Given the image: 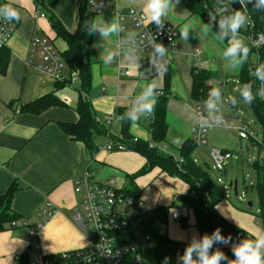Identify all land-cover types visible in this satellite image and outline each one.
Returning a JSON list of instances; mask_svg holds the SVG:
<instances>
[{"label":"crops","instance_id":"0c3cea01","mask_svg":"<svg viewBox=\"0 0 264 264\" xmlns=\"http://www.w3.org/2000/svg\"><path fill=\"white\" fill-rule=\"evenodd\" d=\"M2 3L15 8L19 12V20L5 46L9 51L6 71L0 74V196L10 192L11 213L34 224L41 222L38 215L42 210L55 212L37 230L32 254L28 255L32 242L28 238L31 228L7 226L0 232V264H33V257L41 260L45 256L89 248L90 237L82 235L71 222L77 201L74 184L86 171L99 183L112 181L118 189H134L146 210L163 214L153 227L156 224L163 226L165 233L156 231L168 240L191 246L205 236L211 237L197 229L194 211L176 201L178 197H186L189 191V186L180 177L168 175L157 167L141 173L146 160L140 154L129 150H104L108 143L120 144L128 138L148 146L153 144L149 129V119L153 120L151 115L137 114L136 122L129 121L126 137L121 123L122 116L136 106V98L143 88L154 84V92H162V96H156L154 109L159 98L165 99L166 132L159 147L179 160L178 150L191 139L199 122L196 103L191 95L193 71L189 54L195 49L200 50L198 72L209 75V82L217 80L220 87L226 85L227 78L238 77L241 71V64L233 68L230 58L224 56L228 46L204 23L203 17L192 13L181 2L173 4L161 21L177 28L178 37L174 50L165 57L136 56L127 51L119 54V33L104 38L98 31H92L91 44L82 46L91 71L86 99L101 134H93V150L89 151L84 143L66 135L60 128V123H75L77 120L75 107L80 94L76 72L70 73L63 63V80L56 82L49 74L36 69L35 66L40 65L37 59L34 61L36 65L26 64L30 39L36 28L40 35L50 40L59 56L65 51L64 42L56 38L48 18L53 16L66 32L73 33L78 0H41V5H36L34 0H2ZM143 6L144 0H115V7L121 10L134 9L143 13ZM37 10L46 17L34 19ZM98 19L104 24L118 23L113 15L93 16L92 23ZM186 25L190 26L189 34L183 39L180 32ZM203 26L208 28L206 34L202 32ZM107 52L113 53L110 64L103 62ZM140 59H148L146 73L140 74L138 67L130 73V62L138 65ZM160 65L166 67L163 74ZM124 71L130 75H122ZM46 94L63 99L66 106H52L39 114L22 110L24 105ZM173 138L182 140L179 147L172 143ZM230 183L232 188L236 183L237 190V182L232 181L228 185ZM228 194L225 193L226 199L221 200L214 210L221 220L243 229L247 235L250 228L245 227L241 220L248 223L251 218L232 208L226 201ZM248 205L252 207L250 203ZM175 211L179 215L176 220L171 218ZM254 217L259 224L257 216ZM250 232L254 233L253 230ZM237 246L224 244L223 247L233 252ZM214 247L215 241L209 249Z\"/></svg>","mask_w":264,"mask_h":264},{"label":"built area","instance_id":"2783aa9c","mask_svg":"<svg viewBox=\"0 0 264 264\" xmlns=\"http://www.w3.org/2000/svg\"><path fill=\"white\" fill-rule=\"evenodd\" d=\"M254 1V0H253ZM245 0H212L209 4H203L205 24H219L222 18L231 15L234 10L233 4L240 7L238 11L245 13L248 17V22L240 29L238 35L244 39L246 45L253 49L255 53L259 52L264 46V31H257L255 24L247 9L249 3ZM0 0V5H2ZM87 7L93 16L113 15L121 25L119 39L117 43V52L119 54L125 51L132 55H150L154 56V45L160 44L164 46L166 53L170 54L174 50V44L178 37V30L171 24L162 21L159 28L155 24L148 23L143 18V13L134 9L121 10L115 7V0H88ZM45 14L38 10L34 13V19L45 18ZM17 21L4 22L0 20V50L5 48L7 41L12 36L17 28ZM129 26V27H128ZM231 35L229 36L226 45L229 46ZM201 52L195 49L189 54V59L192 61V71L198 73V65L200 63ZM35 59L40 61L39 66H35L37 70L45 72L56 81L63 80L64 64L59 54L54 49L50 40L43 35H40L38 28L35 29L28 47L27 65L34 64ZM258 63L252 65L249 69L251 77L255 78V70L258 68ZM124 76H129L128 71L122 73ZM257 79V77L255 78ZM206 91L203 98L196 103L195 110L198 115L199 122L192 131L191 139L197 147H205V134L213 127H224L226 124L215 126L212 119L209 117V110L206 107V101L209 98L211 83L206 82ZM257 97L264 107V83L258 80L256 86ZM236 90V88H235ZM156 96H162V92H156ZM62 101H64L62 99ZM65 102V101H64ZM203 120L208 121V125L202 123ZM151 121V119H149ZM230 126L233 122L228 123ZM261 132V130H260ZM239 139L245 140L253 138L245 128L237 129ZM136 140H133L135 142ZM263 146L260 141L257 142ZM150 148L155 147L153 144ZM163 152L162 147L157 148ZM104 150L108 152H122L125 147L121 144L108 143ZM209 158L211 162V170L215 172V182L225 191L226 194L232 193L233 188L231 183L228 185L223 182V172L229 160L233 159V155L229 151L219 150L216 148L209 149ZM236 159V158H234ZM253 180V179H252ZM251 180V184L253 181ZM73 192L77 197L76 204L71 216V222L82 235L90 234V246L86 250L74 251L70 253L59 254L62 260L70 261L76 264H143L138 252L139 249L134 243L124 242L123 234L126 229H131L135 224L141 229L143 242L146 245L153 244L149 233V222L153 219L154 213L146 210L138 197L128 196L121 189H118L112 181L99 183L94 180V176L86 171L79 179L75 181ZM193 195V191L189 193ZM237 196V194H236ZM245 197V194L243 195ZM242 196H238L240 200ZM55 211L46 212L42 210L38 216L41 217L39 224H34L29 219H17L9 224L11 228H26L30 229L28 237L32 242L28 251L31 254V249L35 248V237L37 230L41 227L50 214ZM177 211L171 214V218L178 219ZM192 255H196L194 251ZM33 264H44L38 258L33 257ZM46 264V262H45ZM159 264H167L165 259Z\"/></svg>","mask_w":264,"mask_h":264},{"label":"trees","instance_id":"16d2710c","mask_svg":"<svg viewBox=\"0 0 264 264\" xmlns=\"http://www.w3.org/2000/svg\"><path fill=\"white\" fill-rule=\"evenodd\" d=\"M87 1L88 0H78L76 29L73 33L66 32L53 16H50L48 19L56 38L62 40L66 46L65 51L60 54L61 59L70 73L76 72L79 82L80 97L75 107L77 120L75 123H60V128L66 135L84 143L89 151H92V136L94 133L101 134V131L97 127L94 114L86 99L90 88L91 71L90 63L82 53V46L90 45L92 42V31L89 30V26L93 20V14L88 10ZM207 1L209 2V0ZM34 2L36 5H41V0H34ZM180 2L192 13L198 14L200 17L204 16L203 4L206 3V0H180ZM249 13L255 24V29L257 31H264V10L253 9L249 11ZM218 25L219 24H210L209 26L219 38L221 30ZM230 35V33L224 35L221 40L226 43ZM248 48V57L241 64V71L237 78L239 79L241 87L245 84L251 85L254 98L250 106L255 117L254 120L261 130V143L263 146L260 145V143H255L258 150L257 162L252 165L255 173L252 176L253 183L250 185L249 190L255 191L256 193L260 208L257 219L259 225L264 229V107L257 97L256 86L259 79H255L256 77L253 78L249 74V69L253 65L251 63L252 55L257 60L259 67L264 65V46L257 53L250 47ZM8 60L9 51L7 48H3L0 50V74L2 75L6 71ZM147 67L148 59H140L138 62V71L140 74H145ZM210 78L209 75L203 74L202 72L196 74L194 72L192 73L191 95L195 103L203 98L206 91V82H208ZM63 82H65V80ZM165 87H167L166 83ZM52 106L65 107L66 103L57 99L54 94H46L24 105L22 110L31 114H39ZM151 116L153 120L150 121L149 129L151 142L155 147L150 148L147 143L138 141L133 142V140H129V138L126 139V141L120 142V144H122L126 150L134 151L144 157L146 163L141 173H145L149 168L157 167L168 175L180 177L189 186L188 195L184 198L178 197L176 201L178 200L180 206L194 211L196 217L195 224L201 233L212 236L213 232L219 230V235L227 239V243L215 242V247L208 249V255L210 256L215 252H220L226 259L219 261L218 264H234L236 257L233 252L223 247L224 244L239 246L242 242L250 240V238L244 231L224 222L216 214L214 208L221 200L226 199L225 191L221 186L216 184L215 180H213L208 173L202 170L197 163L193 161L191 157L192 152L197 146L192 139L186 140L178 150L179 160H175L169 154L157 149L159 145L163 144L166 132L164 98L158 99V106L153 110ZM128 123L129 120L126 115H123L121 129L125 137ZM121 191L128 196H137L136 191L131 187L122 188ZM191 191H193V195L189 194ZM10 197V192L0 196V232L6 230L11 222L20 219L10 211ZM162 218L163 214L155 212L153 219L148 224L150 228L149 233L154 244V248L148 252L151 251L153 253L156 264H159L160 261L166 257L167 264H183L181 258L184 255L185 249L189 246L170 241L159 232L156 231V233H154V229L152 230L153 224H155V222L158 223ZM123 235L122 240L124 242L133 243L134 238L131 229H126ZM191 259L194 264H199L197 255H192ZM41 261L44 264L45 262L46 264H76L71 262L72 259L66 263L65 260L59 258V255L45 256Z\"/></svg>","mask_w":264,"mask_h":264},{"label":"clouds","instance_id":"9594fccd","mask_svg":"<svg viewBox=\"0 0 264 264\" xmlns=\"http://www.w3.org/2000/svg\"><path fill=\"white\" fill-rule=\"evenodd\" d=\"M180 0H144L143 6V18L148 22L155 24L157 28L161 25V18L165 17L171 11L173 4H178ZM245 3L253 4V0H245ZM244 3V4H245ZM253 7L258 10H264V0H255ZM0 20L4 22H15L19 20V12L11 5L2 4L0 5ZM248 22V17L241 11H235L231 15L222 18L219 21L220 39L226 34H231V41L229 46L224 51V56L230 58V62L233 68L242 64L248 57L249 48L246 45L243 38L238 33L240 29ZM190 26L186 25L180 32V36L185 39L189 34ZM90 31H98L99 34L104 38H109L121 31V25L115 21L109 24L101 23L100 20H96L89 26ZM202 32L207 33V26L202 27ZM154 54L158 57H165L167 55L164 46L160 44L154 45ZM113 59V53L107 52L103 56V62L110 64ZM138 67L137 64H129V72L133 73ZM161 74L166 71L164 65H160ZM254 75L262 82H264V65H261L255 70ZM155 85L148 84L145 86L140 95L136 98V106L131 111L126 113L127 119L134 123L137 121V114L152 115L156 104V93L154 92ZM239 94L243 98L244 103H251L253 100V92L250 84H245L239 89ZM220 91L219 88H213L210 90L209 98L206 101V107L209 110V117L214 122L215 126L224 124V118L222 114L212 115V113L219 112ZM203 124L208 125L207 120L202 121ZM211 128V125H208ZM172 143L177 147L180 146L182 140L180 138H173ZM227 243V239L222 238L219 235V230L213 232L211 237H203L202 240L197 244L193 243L191 246L185 249L184 255L181 258L183 264H194L191 259L193 252L199 258V264H218L219 261L225 260L226 257L220 253L215 252L212 255H208V249L211 247L213 242ZM233 253L236 257L234 264H264V233L256 236L255 240H246L239 246L233 249ZM167 261V257L165 258Z\"/></svg>","mask_w":264,"mask_h":264},{"label":"rangeland","instance_id":"374dc122","mask_svg":"<svg viewBox=\"0 0 264 264\" xmlns=\"http://www.w3.org/2000/svg\"><path fill=\"white\" fill-rule=\"evenodd\" d=\"M211 1L209 0V2ZM209 2L206 0L205 5H208ZM251 63L253 65L256 64V59L253 55L251 56ZM210 83L212 89L219 88L220 95H223L222 99L219 97V112L212 113V115L222 114L226 125L224 127H213L208 130L204 137L205 147H196L191 157L202 170L215 180V172L210 169L209 149L216 148L232 153L233 159L229 160L222 175L223 182L227 184L232 181L237 182V196H234L232 191V193L228 194L226 201L235 211L251 218V220H248V223L240 220L245 227L250 228L247 231V236L250 240H255L256 234L258 236L264 233L262 232L264 229H262L261 225L257 224V220L254 217L259 215L260 209L256 193L255 191L249 190L252 176L255 173L252 165L257 162L258 150L255 143L260 141V127L254 120L255 117L250 103H244L243 98L239 94L241 85L237 77L227 78L226 85L221 87L218 86L217 80H212ZM229 106H232V109H229ZM234 117H237V119H234ZM231 122H233L232 126L228 124ZM244 128L253 135V138H247L245 140L239 139L237 129ZM244 194L245 197L243 196ZM238 196H242V198L239 200ZM248 203H251L252 207L249 208ZM162 228L163 226L157 224L154 227L152 226L154 233H156V230L165 233ZM252 230L254 233L250 232ZM132 235L134 238L133 243L139 249L138 254L143 264H156L153 253L151 251L148 252L154 248V244H144L141 229L135 224L132 226ZM88 237H90V234H88ZM29 239L32 240L31 238ZM33 250L34 248L31 249V254Z\"/></svg>","mask_w":264,"mask_h":264},{"label":"water","instance_id":"95a60500","mask_svg":"<svg viewBox=\"0 0 264 264\" xmlns=\"http://www.w3.org/2000/svg\"><path fill=\"white\" fill-rule=\"evenodd\" d=\"M255 3V0L253 1V4ZM253 4H248L246 7H247V9H249V10H253V9H255L254 7H253ZM232 8L234 9V10H236V11H238L239 9H240V7L238 6V5H236V4H233L232 5ZM222 96L223 95H220V99H222ZM229 109H232V106H229ZM234 119H237L236 117H234ZM233 191H234V196H236V183H234V187H233ZM249 206V205H248Z\"/></svg>","mask_w":264,"mask_h":264}]
</instances>
